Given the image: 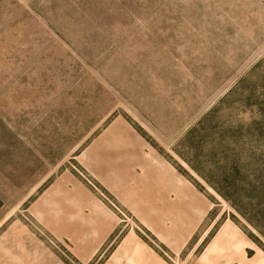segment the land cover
<instances>
[{
	"label": "rangeland",
	"instance_id": "obj_1",
	"mask_svg": "<svg viewBox=\"0 0 264 264\" xmlns=\"http://www.w3.org/2000/svg\"><path fill=\"white\" fill-rule=\"evenodd\" d=\"M131 238L264 264V0H0V264Z\"/></svg>",
	"mask_w": 264,
	"mask_h": 264
},
{
	"label": "crops",
	"instance_id": "obj_2",
	"mask_svg": "<svg viewBox=\"0 0 264 264\" xmlns=\"http://www.w3.org/2000/svg\"><path fill=\"white\" fill-rule=\"evenodd\" d=\"M123 247L124 248L115 256L112 264H166L161 256L151 250V248L142 241L131 238L123 243ZM123 253H127L128 255L123 256ZM125 258H127V263L123 261Z\"/></svg>",
	"mask_w": 264,
	"mask_h": 264
}]
</instances>
